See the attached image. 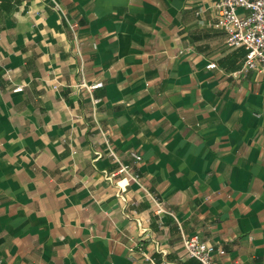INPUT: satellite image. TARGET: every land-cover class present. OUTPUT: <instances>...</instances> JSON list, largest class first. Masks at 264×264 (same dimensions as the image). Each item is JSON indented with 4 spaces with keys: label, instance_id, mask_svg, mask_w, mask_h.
<instances>
[{
    "label": "crops",
    "instance_id": "0c3cea01",
    "mask_svg": "<svg viewBox=\"0 0 264 264\" xmlns=\"http://www.w3.org/2000/svg\"><path fill=\"white\" fill-rule=\"evenodd\" d=\"M217 1L0 0L2 264H196L194 234L264 264V75ZM106 140L163 226L134 183L123 209Z\"/></svg>",
    "mask_w": 264,
    "mask_h": 264
},
{
    "label": "built area",
    "instance_id": "2783aa9c",
    "mask_svg": "<svg viewBox=\"0 0 264 264\" xmlns=\"http://www.w3.org/2000/svg\"><path fill=\"white\" fill-rule=\"evenodd\" d=\"M215 8L218 11V19L215 26L227 33V46L230 49L244 48L247 51L244 69L258 71L264 75V0H218ZM65 19L74 34V42L80 55L78 25L76 22L67 19V17ZM216 67L217 65L214 63L208 66L210 69H215ZM79 86L93 90L103 87V83L100 82L89 86L82 79ZM16 91H21V88L16 89ZM106 145L107 153L118 166L114 173L107 176V180L113 182L115 178L119 177V181L116 182L119 188L117 197L120 199L123 209H128L129 200L126 192L128 186L134 183L149 197L151 212L158 219V224L163 226V217L165 215L174 217V213L166 209L157 194L149 191L143 183L137 171L142 157L136 152H131L134 162L131 165H126L123 164L121 157L107 140ZM96 155L97 158H102L103 156L99 152ZM122 183L126 184L122 185ZM143 239L144 237L140 241L143 242ZM183 248L186 256L189 259L196 260L199 264H219L216 254L219 256L225 255V251H216L213 245L202 241L197 234L185 235L183 237ZM132 253L134 252L132 251ZM0 264L2 263L0 262Z\"/></svg>",
    "mask_w": 264,
    "mask_h": 264
},
{
    "label": "trees",
    "instance_id": "16d2710c",
    "mask_svg": "<svg viewBox=\"0 0 264 264\" xmlns=\"http://www.w3.org/2000/svg\"><path fill=\"white\" fill-rule=\"evenodd\" d=\"M192 262H195L196 264H198V262L196 260H191Z\"/></svg>",
    "mask_w": 264,
    "mask_h": 264
}]
</instances>
